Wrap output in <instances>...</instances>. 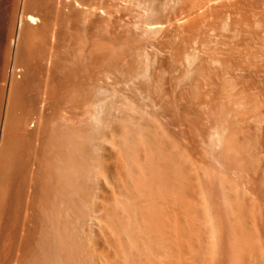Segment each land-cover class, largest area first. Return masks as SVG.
I'll return each instance as SVG.
<instances>
[{
  "label": "rangeland",
  "instance_id": "obj_1",
  "mask_svg": "<svg viewBox=\"0 0 264 264\" xmlns=\"http://www.w3.org/2000/svg\"><path fill=\"white\" fill-rule=\"evenodd\" d=\"M1 148L0 264H264V0H0Z\"/></svg>",
  "mask_w": 264,
  "mask_h": 264
},
{
  "label": "bare ground",
  "instance_id": "obj_2",
  "mask_svg": "<svg viewBox=\"0 0 264 264\" xmlns=\"http://www.w3.org/2000/svg\"><path fill=\"white\" fill-rule=\"evenodd\" d=\"M27 21L30 22L32 25H35L37 20H36L35 17H33V16H28V17H27ZM28 147H29V146H28V144H27V150H26V151H27V152H26L27 155H28L29 152L31 153V150H30L31 148H30V147L28 148ZM25 148H26V147H25ZM28 149H29V151H28ZM38 149H39V148H38ZM36 150H37V149H36ZM36 150H35V151H36ZM35 151H34V152H35ZM36 152H37V154H38V151H36ZM30 153H29V154H30ZM4 154H5V153L3 152L2 148H1V149H0V168H1L2 163H3V159H2V157H3ZM33 154H34V153H33ZM37 154H35V156H36ZM30 155H32V153H31ZM30 155L27 156L29 159H30V157H29ZM35 156H34V157H35ZM28 158H27V159H28ZM29 159H28V160H29ZM37 159H38V157H37ZM33 161H34V160H33ZM35 161H37L36 163H38V160H35ZM35 174H36V172H35Z\"/></svg>",
  "mask_w": 264,
  "mask_h": 264
}]
</instances>
